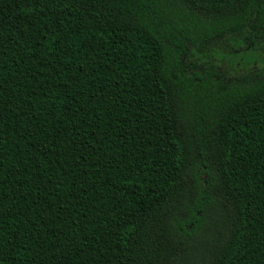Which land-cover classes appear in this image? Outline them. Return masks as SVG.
I'll list each match as a JSON object with an SVG mask.
<instances>
[{
    "label": "trees",
    "instance_id": "trees-1",
    "mask_svg": "<svg viewBox=\"0 0 264 264\" xmlns=\"http://www.w3.org/2000/svg\"><path fill=\"white\" fill-rule=\"evenodd\" d=\"M260 51L264 0H0V264H264Z\"/></svg>",
    "mask_w": 264,
    "mask_h": 264
},
{
    "label": "rangeland",
    "instance_id": "rangeland-1",
    "mask_svg": "<svg viewBox=\"0 0 264 264\" xmlns=\"http://www.w3.org/2000/svg\"><path fill=\"white\" fill-rule=\"evenodd\" d=\"M230 43L231 40L227 43V44H221L220 47L215 51V52H210V54L208 53L207 55H203V58H206V60H212L214 62H216L217 64H219L220 69L223 72H227L229 74H232L235 71H241V69L243 67H241V64H245L246 62L250 63L254 60H258V53L257 52H253V51H242L239 52V54L236 57H231V55H228L227 53L230 51ZM225 52V56L226 58H229L231 60H237L239 61L241 64H239L238 70H235L233 66H229L230 62L224 57L222 58L221 55H224ZM257 53V54H256ZM260 55H262V57L264 58V51H260ZM247 69L244 68L242 71H246ZM228 75V74H227Z\"/></svg>",
    "mask_w": 264,
    "mask_h": 264
}]
</instances>
